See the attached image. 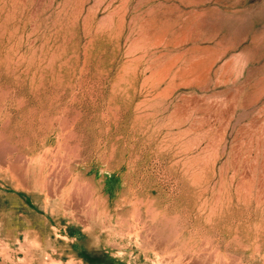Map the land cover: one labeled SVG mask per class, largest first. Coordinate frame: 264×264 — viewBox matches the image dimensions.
<instances>
[{"label":"rangeland","instance_id":"obj_1","mask_svg":"<svg viewBox=\"0 0 264 264\" xmlns=\"http://www.w3.org/2000/svg\"><path fill=\"white\" fill-rule=\"evenodd\" d=\"M0 264H264V0H0Z\"/></svg>","mask_w":264,"mask_h":264}]
</instances>
